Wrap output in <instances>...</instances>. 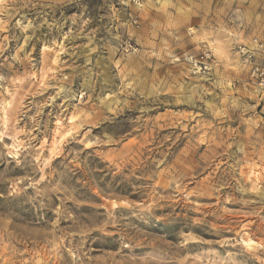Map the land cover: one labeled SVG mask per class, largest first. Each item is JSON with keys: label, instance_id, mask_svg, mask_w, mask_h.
<instances>
[{"label": "rangeland", "instance_id": "1", "mask_svg": "<svg viewBox=\"0 0 264 264\" xmlns=\"http://www.w3.org/2000/svg\"><path fill=\"white\" fill-rule=\"evenodd\" d=\"M237 3L0 0V264H264Z\"/></svg>", "mask_w": 264, "mask_h": 264}, {"label": "built area", "instance_id": "2", "mask_svg": "<svg viewBox=\"0 0 264 264\" xmlns=\"http://www.w3.org/2000/svg\"><path fill=\"white\" fill-rule=\"evenodd\" d=\"M132 23L137 25L136 20H133ZM233 46L241 65L248 70L249 81L260 90H264V66L260 58L264 56V45L257 37H254L250 40L249 45L235 41ZM124 49L133 54L137 52V48L130 44H125ZM211 57L209 50L200 52L196 57L188 56L186 61L189 64L190 72L197 76L207 75L211 71Z\"/></svg>", "mask_w": 264, "mask_h": 264}, {"label": "crops", "instance_id": "3", "mask_svg": "<svg viewBox=\"0 0 264 264\" xmlns=\"http://www.w3.org/2000/svg\"><path fill=\"white\" fill-rule=\"evenodd\" d=\"M237 6L242 9L244 17H247L250 19L251 18L255 19L256 17H258V19H262V22H260V24L262 25L260 26L259 24L258 27L255 29V31L258 32L260 36H262V39L264 41V0H261L260 2H258L257 0H238ZM258 6L259 8L257 10ZM259 29H260V32H259ZM248 38L249 37H246L243 40L244 44L250 41L248 40Z\"/></svg>", "mask_w": 264, "mask_h": 264}, {"label": "bare ground", "instance_id": "4", "mask_svg": "<svg viewBox=\"0 0 264 264\" xmlns=\"http://www.w3.org/2000/svg\"><path fill=\"white\" fill-rule=\"evenodd\" d=\"M250 245V243H248Z\"/></svg>", "mask_w": 264, "mask_h": 264}]
</instances>
